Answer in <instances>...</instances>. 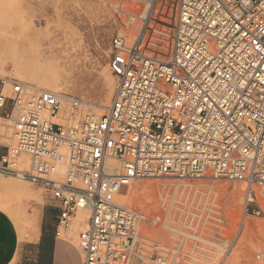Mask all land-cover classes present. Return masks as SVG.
<instances>
[{
    "label": "built area",
    "instance_id": "obj_1",
    "mask_svg": "<svg viewBox=\"0 0 264 264\" xmlns=\"http://www.w3.org/2000/svg\"><path fill=\"white\" fill-rule=\"evenodd\" d=\"M143 1L138 14L120 7L140 28L133 44L122 34L111 40L117 85L104 115H82L71 95L0 77V128L11 131L7 142L0 134V174L39 185L60 204L56 237L79 210L89 212L82 264L187 263L146 235L142 212L118 202L135 181L243 182L247 213L253 188L264 199V0Z\"/></svg>",
    "mask_w": 264,
    "mask_h": 264
},
{
    "label": "rangeland",
    "instance_id": "obj_2",
    "mask_svg": "<svg viewBox=\"0 0 264 264\" xmlns=\"http://www.w3.org/2000/svg\"><path fill=\"white\" fill-rule=\"evenodd\" d=\"M121 5L132 14L148 6L143 0H0V49L9 52L0 56V77L36 87L29 76L19 73L10 54L16 50L19 59L39 63L37 81L55 77L52 91L79 99L82 115L98 113L93 107L106 98L110 107L117 85L109 67L111 40L122 34L133 44L140 28L120 13ZM107 74L113 77L114 89ZM4 125L0 134L8 133L9 123ZM150 185L154 186L142 195L141 203L135 202L134 197ZM247 190L246 183L224 179L146 178L124 189L121 194H129V199L118 202L142 212L148 223L146 235L181 250L186 264H264V258L257 257L264 252V199L253 188L257 199L247 213ZM0 191V209L11 216L22 240H32L40 232L44 212L53 210L51 195L39 185L1 174ZM257 207L263 210L260 217L252 213ZM77 217L78 213L61 239L80 253L83 228ZM247 224L254 230L246 232ZM80 258L82 262L81 254Z\"/></svg>",
    "mask_w": 264,
    "mask_h": 264
},
{
    "label": "crops",
    "instance_id": "obj_3",
    "mask_svg": "<svg viewBox=\"0 0 264 264\" xmlns=\"http://www.w3.org/2000/svg\"><path fill=\"white\" fill-rule=\"evenodd\" d=\"M50 206L32 240H22L15 222L0 209V264H82L78 250L56 237L60 204Z\"/></svg>",
    "mask_w": 264,
    "mask_h": 264
},
{
    "label": "bare ground",
    "instance_id": "obj_4",
    "mask_svg": "<svg viewBox=\"0 0 264 264\" xmlns=\"http://www.w3.org/2000/svg\"><path fill=\"white\" fill-rule=\"evenodd\" d=\"M17 51L15 50V51H13V52H10V54H11V57L13 58V60L15 61V62H17V65L19 66V73H21V74H25V75H27V76H29V80H30V82L32 81V82H35V83H31V84H35L36 85V87H34V86H30V85H27V86H29L31 89H33L34 91H52V90H54V88H55V84H54V79H55V77H50V78H48L47 80H45V81H43V82H40V81H37V77L35 78L34 76L36 75V72H38L39 71V69H40V66H39V63L37 64H32V63H29L27 60H25V59H19V57H17V54L18 53H16ZM9 54V52H7L6 50H4V49H0V56L2 55V54H4V55H6V54ZM51 56V55H50ZM7 57V56H6ZM8 58V57H7ZM6 58V59H7ZM5 59V60H6ZM4 60V61H5ZM33 61V60H32ZM40 61V60H39ZM3 62V61H2ZM5 63V62H4ZM41 64V63H40ZM17 67V66H16ZM20 74V75H21ZM108 76H107V78H108V82H109V84H110V87L111 88H113V84H114V82H113V77L110 75V74H107ZM18 76V75H17ZM21 78H22V75L20 76ZM26 77V76H25ZM26 85V84H25ZM114 89V88H113ZM112 91V90H111ZM55 92H57V91H55ZM108 103H109V98H106L102 103H100L98 106H96V107H93L94 109H95V111H99L98 113H96V112H94L93 111V113L92 114H95V115H99V116H102V115H104V114H102L104 111H107L108 110ZM70 117H69V114H68V110H67V113H66V116H65V119L66 120H68ZM6 130L8 131V133H5V134H3L2 133V136H3V139L5 140V142H7V140L9 139V137L11 136V131H10V129L7 127L6 128ZM28 164H29V161L27 160V163L23 166V168L24 169H27V167H28ZM110 164L112 165V166H114V167H117L118 166V164L116 163V162H114V161H111L110 162ZM2 176H4V175H2ZM8 177H11V176H8ZM12 178H14V177H12ZM3 180V179H2ZM1 180V181H2ZM182 180H184V179H182ZM214 180H218V179H214ZM7 181V180H6ZM24 181V180H23ZM3 182V181H2ZM5 182V181H4ZM24 182H29V181H24ZM6 183V182H5ZM152 186H154V185H152ZM151 185L150 186H148V187H144V189H142V192L140 191V193H139V196H137V197H134V201L135 202H139V203H141V201H142V198H143V196L142 195H145V193H146V190L147 189H151V187H152ZM184 187H186L187 185H183ZM14 187H18V188H20L21 186H19V185H15ZM4 188V187H3ZM157 188V187H156ZM197 188H200V186L199 187H197ZM10 189V188H9ZM139 189V188H138ZM13 190V189H12ZM11 190V191H12ZM5 191H7L6 189H5ZM22 191V190H21ZM1 192V191H0ZM8 192V191H7ZM23 192V191H22ZM131 192V191H130ZM10 193V192H9ZM22 194V193H21ZM1 195H3V194H1ZM1 195H0V197H1ZM23 195H25V194H23ZM30 195V194H29ZM5 196H7V194L5 195ZM4 196V197H5ZM129 194L128 195H123V194H119L118 196H117V200L118 199H120L121 201H126V200H128L129 199ZM10 197V196H9ZM13 197V196H12ZM24 197V196H23ZM22 197V198H23ZM31 197V196H30ZM7 198V197H6ZM11 198V197H10ZM1 199V198H0ZM8 199V198H7ZM13 199V198H12ZM20 199V198H19ZM36 199V198H35ZM41 200V199H40ZM40 200H39V202H40ZM34 201V200H33ZM37 201V200H36ZM119 201V200H118ZM12 203V202H11ZM38 203V202H37ZM247 203V202H246ZM1 204H3V202L1 203ZM39 204V203H38ZM12 205V204H11ZM19 210V209H18ZM16 212H17V210H16ZM88 214L86 217L84 216V214ZM14 215H15V213H14ZM80 215V217L78 218L79 219V225H80V227L81 228H84L83 226H84V223L86 222V220H87V218L89 217V212H87V211H85V210H79L78 211V216ZM11 217V216H10ZM12 217H13V215H12ZM23 217V216H22ZM17 221V220H16ZM20 222V221H19ZM18 222V223H19ZM21 222H22V220H21ZM249 229L250 230H254L253 228H251L248 224L246 225V232H248L249 233ZM33 232V231H32ZM255 233H257L256 231H255ZM34 235V234H33ZM257 235V234H256ZM257 245V244H256ZM242 254V253H241ZM238 257L240 256V253H238V255H237ZM237 259V258H236Z\"/></svg>",
    "mask_w": 264,
    "mask_h": 264
}]
</instances>
